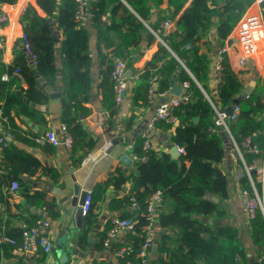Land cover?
<instances>
[{
  "label": "crops",
  "instance_id": "crops-1",
  "mask_svg": "<svg viewBox=\"0 0 264 264\" xmlns=\"http://www.w3.org/2000/svg\"><path fill=\"white\" fill-rule=\"evenodd\" d=\"M122 1L139 15L126 0ZM218 1L221 2V0ZM190 2L191 0H188L186 6ZM219 3L215 4L214 0H209L212 7H219ZM168 4V0H151L149 2L151 11L148 22L139 15L149 30L139 31L136 50L131 52L136 60L131 67H127L131 70V76L128 77L125 100L118 105L119 107L112 117L109 109L103 103L100 83L110 61L114 65L115 58L121 57L113 54L114 49L120 43V37L113 30H105L103 34L99 33V29L94 26L92 19L93 2L89 4L88 17L83 25L89 31V76L92 86L88 93L79 94L77 99L72 100V105L81 103L83 106L76 110L72 106L70 113L75 121L80 122L92 136L91 141L88 138L85 139L78 152V155L85 153L81 161L74 159L71 147H68L64 142L63 125L66 123L63 121V116L65 100L67 99L65 89L69 88V85L63 80V61L60 48L65 39V34L62 29L57 28L56 20L50 18L53 33L57 40L55 64L59 74L50 81V84L45 79L40 78L39 87L36 86L35 89L29 90L27 78L30 70H36V64L33 63L32 58L23 47L22 33L26 30L25 22L21 16L29 5H33L42 16H45L46 13L38 6L36 0H17L13 4H4V9L9 13L11 19L0 28V104L4 106V109L8 104L10 112L8 113L9 121L0 129V136H8L11 132L14 137L10 140V144L3 148L0 157V167L3 170L0 173V233L17 237L18 241H21L22 229L33 224L38 217H44L51 223L50 237L54 247L51 252L47 253L32 252L15 248L11 244H4L0 246V264H57L60 259L58 239L74 223V215L69 213L66 209L67 205L62 199L66 195L72 196L74 194V183L80 185V192L83 189L93 192L96 185L108 180L117 169L124 172L125 175H129L130 179H127L119 188L110 184L102 193V197L92 202L89 213L85 214L83 228L70 229L71 234L67 236V241L68 245L72 244L73 246L66 245L61 248L72 253L70 264H126V258L120 256L118 251L121 247L131 243L129 234L134 231L133 228L119 230L112 237L110 244H106L105 241L115 218L138 219L141 204L139 208H135L130 203V198L129 203L124 202V198L127 196H135L132 187L139 177L138 161L145 162V164L149 163L144 156L143 158H134V155H138L135 153V144L140 137H143L145 139L143 146L146 142L150 143L148 148L155 149L159 155L170 154L167 147L168 143L177 144L172 139L173 128H167L159 122L152 127L149 125L156 107L163 100L176 94L169 89L163 97L158 94L161 91H155L154 86L155 93L152 96L149 95L146 102L142 100L135 102L134 100V84L137 78L144 70L146 63L157 53L161 44H166L158 32L153 29V26L160 23L162 11L169 8ZM252 10L259 11L257 6H254ZM182 13L180 12L175 19H168L172 21L170 27L165 28L164 23H162V29L166 33L174 30L182 17ZM101 21H109V11L101 15ZM234 28L235 26L225 39L224 46L228 47L225 58L228 59L232 69L238 73L244 82V88L249 83L254 82V91L263 84L264 43L260 54L257 57H249L247 64L241 66L239 64L241 53L234 41ZM259 33L258 36H264V27ZM215 37L216 30L214 29L209 34L208 40H215ZM258 38L260 39V37ZM230 40H233L232 43H229ZM207 46L211 45H203V49L207 50ZM220 48L222 47L215 42L212 51L208 50V55L212 57L209 86L215 96L217 91L214 77ZM14 64H18L19 71H16V68L11 75L18 79V84L10 85L12 76L7 70L9 66ZM182 66L195 79L185 64ZM86 67L85 70H88ZM180 70L181 68L177 70V73ZM5 75H7L6 79L3 78ZM174 81L181 85L182 93L188 91L189 88L185 89L183 86L187 80L181 83L175 78ZM203 90L211 100L210 95L205 89ZM10 91H13L16 97L10 95ZM84 107L90 112L84 114L82 111ZM216 129H219L218 131L223 137V149L225 151L223 161L218 166L229 174L231 180L226 199H221V197L210 192L206 196L218 202L227 212V217L223 219L204 215L200 217L212 225L229 223L232 227L237 228L242 243L248 248L250 260H254L251 264H256L257 253L254 251V244L248 232L250 220L245 208L247 196L241 193L243 188L241 178L244 176L243 163L235 151L233 143L231 147L227 145L226 139L229 135L216 126L212 128V131ZM49 131L55 132L60 141L58 145H54L50 141H46L44 144L35 141V135L46 134ZM244 139L242 141L243 146ZM111 147L113 148L110 150ZM122 155H127L125 160H122ZM184 163L188 168L191 161L187 159ZM181 166L182 163H179L178 167ZM146 170L148 171L140 177V182L143 178L146 181L152 178L149 174V168ZM184 175L185 173H182L180 177H184ZM14 180L19 183L16 190L11 189ZM171 189V192L168 190L167 197H163V190L160 189L162 190V200L158 204L155 234V240L158 241V244L162 235L172 229L163 227V220L168 221V219L167 216L161 217L162 214H171L175 208L174 195L177 194V190L176 188ZM205 236L208 237L209 234L207 233ZM151 248L150 264H159L157 259L159 258V245L157 253L151 252Z\"/></svg>",
  "mask_w": 264,
  "mask_h": 264
},
{
  "label": "trees",
  "instance_id": "trees-1",
  "mask_svg": "<svg viewBox=\"0 0 264 264\" xmlns=\"http://www.w3.org/2000/svg\"><path fill=\"white\" fill-rule=\"evenodd\" d=\"M1 1L13 4L17 0ZM126 1L148 22L151 0ZM168 1L169 8L162 11L160 23L153 26L166 44H161L157 53L146 63L144 70L137 78L134 84V100L135 102L148 100L151 81L154 83L156 92L171 89L175 78L181 83L185 80L189 81L190 99L176 108V120L171 123L165 120L159 121L161 125L173 128L172 139L184 148L185 153L180 158H173L169 153L159 155L151 147L144 148L145 139L140 137L135 144V153L147 158L149 163L138 161L139 177L134 182L132 191L141 204L140 211H143L146 208L147 198L154 190L162 189L163 197L168 196V190L171 192V188L177 190V194L174 195L176 201L174 210L169 215H161V217L167 216L168 219V221L163 220V227L172 229L160 238L159 258H157L159 264H251L254 260H250L248 248L242 243L237 228L229 223L212 225L201 217L203 215L221 219L227 217V212L220 204L206 196L210 192L221 199H226L231 180L229 174L218 166L225 155L223 137L219 129L212 131V128L216 126V109L226 110V107L233 103V98L244 89V82L225 58L220 81L215 82L217 95L212 94L209 86L212 57L208 55V50L212 51L215 42L221 47L225 45V39L254 0H221L220 3L214 0L215 4L219 3V7H212L209 0H191L188 6H186L188 0ZM36 2L46 13L45 16L40 15L33 5H29L21 16L25 22V30L29 35L32 50L38 60L36 70L29 71L28 89L33 90L36 86L39 87L40 78L50 84V81L59 74L55 64L57 40L50 22V18H54L57 28L62 29L65 34L60 49L63 80L69 88L65 89L67 99L63 121L72 135L73 157L81 161L85 153L78 155V152L85 139L88 138L91 141L92 136L80 122L75 121L70 113L72 106L75 110L83 106L81 103L72 105V100L77 99L79 94L88 93L92 86L89 76V31L83 25L84 22L81 23L75 18L77 8L75 0H36ZM92 2L94 26L99 29L100 34H103L105 30L116 31L120 37V43L113 54L125 58L127 66L131 67L136 60L131 52L136 50L139 31L149 30L148 27L122 0H93ZM108 11L109 21H101V15ZM180 12H183L180 22L176 24L174 30L166 33L162 29V23L168 19H175ZM214 29L216 30L215 40L209 41V34ZM203 45L211 46H207L205 50ZM182 62L195 79L182 66ZM85 66L88 70H85ZM16 68L18 64L9 66L7 71L11 75ZM179 68L181 70L177 73ZM112 69L113 63L110 61L100 83L103 103L109 109L111 117L119 107L115 101L111 79ZM11 76L10 85L18 84V79ZM262 81L263 84L260 87L243 99L239 117L229 125L248 164L253 160L261 161L263 156L264 135L258 134L252 138V143L260 150L259 153H251L242 145L246 136L257 129L264 128V78ZM203 89L210 95L212 101ZM10 95L16 97L13 91H10ZM82 111L84 114L90 112L85 107ZM5 112L7 114L10 112L8 104L5 106ZM187 159L191 161L188 168L184 163ZM179 163H182L181 167H178ZM146 168H149L152 178L149 181L143 178L140 182V177L148 171ZM182 173H185L184 177H180ZM127 179H130V176L117 169L108 180L95 186L92 192L93 202L102 197V193L110 184L119 188ZM241 185L243 188L251 187L246 175L241 178ZM129 198L130 196L124 198V202L129 203ZM137 218L134 231L129 234L133 252L128 255V258L134 264H140L138 252L145 232V219L139 213ZM111 228L112 226L109 230ZM248 232L254 244V251L257 255H264V217L260 210L250 219ZM207 233L208 237L205 236ZM255 259L258 264L257 258ZM259 264H264V260Z\"/></svg>",
  "mask_w": 264,
  "mask_h": 264
},
{
  "label": "built area",
  "instance_id": "built-area-1",
  "mask_svg": "<svg viewBox=\"0 0 264 264\" xmlns=\"http://www.w3.org/2000/svg\"><path fill=\"white\" fill-rule=\"evenodd\" d=\"M77 3V8L75 12L76 20L81 23L85 22L88 17V7L93 0H75ZM5 3L0 0V28L9 22L10 15L4 9ZM254 6L258 7V12L252 10ZM264 0H254L246 9L243 16L238 20L234 28V41L237 43L241 57L239 64L245 66L247 64L249 57H257L264 43V36H258L259 31L264 27ZM172 24L171 20H166L164 22V27H170ZM260 37V39L258 38ZM23 47L26 53L32 58L33 63L37 65V55L32 50L30 38L27 32L22 33ZM228 47L224 46L218 51V61L216 64L215 72V81L219 82L223 70V62L225 60V52ZM183 63V62H182ZM127 61L124 58L116 57L111 72V79L113 83V90L115 93V101L119 105L125 100V94L128 89V77L126 76L127 70ZM16 71H19L17 68ZM3 78H7L5 75ZM185 89H188L190 86L189 81H185L183 84ZM150 96H152L154 91V83L150 82ZM166 91H161L159 95L165 97ZM190 99V94L188 91L181 93L179 95H172L169 98L163 100L155 109L154 115L149 121V125L155 126L157 122L165 120L168 123L174 122L176 120L175 110L179 107L184 101ZM241 111V104L233 103L231 106V112L227 110L216 109V118L215 125L223 129L231 138V141L237 151L239 157L243 163V175H246L251 184L250 188H242L241 193L247 196L245 202V208L247 211L248 219L253 218L258 210L261 211L264 217V150L262 151L263 156L262 160H253L251 163H246L244 159L243 150L237 144L234 136L230 131V123L236 120L239 117ZM9 121V116L5 112L4 107L0 104V129L5 126ZM63 131L65 132V144L68 147L72 146V135L67 129V126L63 125ZM258 134L264 135V128L257 129L251 135H248L244 139V147L248 148V151L251 153H259L260 150L252 144V138ZM14 135L9 132L8 136H0V157L1 151L3 148L7 147L10 144V140ZM35 141L39 144H44L46 141H50L54 145L60 143L55 132L49 131L46 134L35 135ZM145 148L150 146V143H145ZM179 153L184 152V148L178 146ZM134 158H143V156L134 155ZM3 170L0 167V173ZM258 185H257V183ZM19 187L18 181L14 180L11 185V189L16 190ZM87 196L83 204V210L86 214L93 202V193L92 190H87ZM162 200V190L157 189L152 192L146 201V208L143 211H139V215L145 219L144 225V240L142 246L138 252L140 257L141 264H150V248L154 244L155 234H156V222L158 215V204ZM130 203L135 207L139 208L140 202L136 199L135 196L130 197ZM136 225V220L133 218H115L113 220V226L109 231L108 237L106 238L105 243L110 244L112 237L116 235L119 230H125L127 228H134ZM50 227L51 223L48 219L44 217H38L35 222L21 231V241H18L17 237L0 233V246L4 244H11L15 248H20L23 250H29L32 252H51L54 243L50 237ZM20 243V244H19ZM133 252V247L131 244L125 245L120 248L118 254L126 258V264H134L133 261L128 258ZM258 264L264 260V255H257Z\"/></svg>",
  "mask_w": 264,
  "mask_h": 264
},
{
  "label": "water",
  "instance_id": "water-1",
  "mask_svg": "<svg viewBox=\"0 0 264 264\" xmlns=\"http://www.w3.org/2000/svg\"><path fill=\"white\" fill-rule=\"evenodd\" d=\"M180 20L178 22H180ZM232 41L233 40H230L229 43H232ZM182 64L184 65V63H182ZM126 76L127 77L131 76V70L130 69H127ZM253 88H254V82L249 83L244 88L243 92L234 98V100H233L234 103L241 104L243 98L252 93ZM170 91L176 95H179L182 93V87H181V85H179L177 83V81H174ZM226 110L230 113L231 112V106L227 107ZM226 143L228 146H230V147L232 146V142L230 140V137H227ZM251 146H253V143L251 144ZM167 147L169 148L170 154L174 158H178L181 155L178 151V145L177 144L168 143ZM112 148L113 147H111L110 150ZM110 150H108V152H110ZM126 157H127V155H122V160H125ZM80 189H81L80 185L77 183H74V192H73L74 194L72 196L66 195L62 199L64 201V203H66V205H67L66 209L69 211L70 214L74 215V223L70 228L65 230V232L58 239V252L60 253V259L57 262V264H70L71 263L72 253L68 250H62L61 247L69 244L67 241V236L71 234L70 229H73L76 227L77 228H83L84 217H85V213L83 210V204L85 202L88 191L86 189H83L80 192ZM158 245H159L158 241L155 240L154 244L152 245L151 252L157 253ZM68 246L72 247L73 245L70 244Z\"/></svg>",
  "mask_w": 264,
  "mask_h": 264
}]
</instances>
